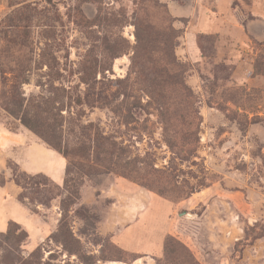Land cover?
Segmentation results:
<instances>
[{"label":"rangeland","instance_id":"1","mask_svg":"<svg viewBox=\"0 0 264 264\" xmlns=\"http://www.w3.org/2000/svg\"><path fill=\"white\" fill-rule=\"evenodd\" d=\"M23 121L67 172L0 151V221L32 214L0 257L264 264V0H0V122Z\"/></svg>","mask_w":264,"mask_h":264},{"label":"crops","instance_id":"2","mask_svg":"<svg viewBox=\"0 0 264 264\" xmlns=\"http://www.w3.org/2000/svg\"><path fill=\"white\" fill-rule=\"evenodd\" d=\"M16 147L23 151L20 154L22 157L17 155L18 151L15 152ZM0 151L6 153L7 156H12L26 173H43L59 185L65 180L67 167L65 157L59 151L50 147L45 141L37 137L35 133L28 128L26 129L22 127L18 130H10L5 124L0 122ZM60 156L65 159V164L60 162L59 168L55 170H52L39 162L41 158L54 161L57 159L60 160ZM13 215L15 214L13 213L9 215L8 219L0 221V230L7 229L8 221L14 220L22 224L24 228L30 232V229L32 228L30 221L32 214L24 210L23 213L18 214L20 216L14 217ZM42 237L44 238V235ZM34 238L37 239V241L40 239H38V234L34 237L31 233V241H34ZM162 247L164 249V243Z\"/></svg>","mask_w":264,"mask_h":264},{"label":"trees","instance_id":"3","mask_svg":"<svg viewBox=\"0 0 264 264\" xmlns=\"http://www.w3.org/2000/svg\"><path fill=\"white\" fill-rule=\"evenodd\" d=\"M176 75L178 76V74H175V72L173 73V75L171 76V78H175ZM176 82H178L176 80ZM23 123L28 126L34 133L38 134L50 147L56 149L57 151H59L61 154H63L65 156V152H63L60 148V145L57 141H55L54 139H51L49 135L45 134L41 129H39L38 127H34L33 125H31L30 123H27L25 121H23ZM66 172H67V167H66ZM22 174L25 177H29L28 173L26 172H22ZM39 176H44L45 178L49 179L50 178L43 174H40ZM18 175L16 176V182L18 184H21L19 179H17ZM43 203V202H42ZM11 226H16L17 229L19 230V233H15L13 232ZM3 237L5 239V242L9 244V247L11 249H14L16 244L18 242H23L24 240H26V238H28V232L20 225V223L11 220L10 224H9V228L7 230L6 233L3 234ZM69 237H74L73 233L69 232V234L63 232L62 230H60V232H57L53 235V238H55L56 240H60L63 242V244L66 246V248L71 251L74 250L72 245L70 244V240ZM60 238V239H59ZM176 240L177 242L180 243L179 240H177L176 238H174L173 236L166 241L165 245H164V250L166 251L167 255H171V252L173 251V249L171 248V245L173 243V241ZM40 248H38V250H35L32 255H35L37 253V251H39ZM192 264H198V262H196V260L193 258L191 259ZM0 263L1 264H31L30 260H28V258L21 256L19 258H17L16 260H13L9 257H0Z\"/></svg>","mask_w":264,"mask_h":264}]
</instances>
